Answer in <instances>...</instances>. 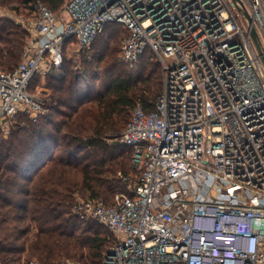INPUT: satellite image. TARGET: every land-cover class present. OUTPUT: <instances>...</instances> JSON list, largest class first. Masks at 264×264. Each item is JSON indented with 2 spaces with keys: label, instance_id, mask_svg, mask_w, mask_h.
<instances>
[{
  "label": "built area",
  "instance_id": "built-area-1",
  "mask_svg": "<svg viewBox=\"0 0 264 264\" xmlns=\"http://www.w3.org/2000/svg\"><path fill=\"white\" fill-rule=\"evenodd\" d=\"M25 7L22 59L14 70L0 65V133L19 113L46 111L34 76L45 78L109 22L126 29L124 61L150 49L163 65L154 108L135 103L120 135L136 170L119 173L128 190L112 203L77 197L72 207L115 235L104 264H264V0H65L59 14L45 0Z\"/></svg>",
  "mask_w": 264,
  "mask_h": 264
},
{
  "label": "trees",
  "instance_id": "trees-1",
  "mask_svg": "<svg viewBox=\"0 0 264 264\" xmlns=\"http://www.w3.org/2000/svg\"><path fill=\"white\" fill-rule=\"evenodd\" d=\"M45 1L58 12L65 0ZM122 28L126 34L122 24L107 23L79 50L78 59L66 52L64 63L46 76V111L36 119L19 113L9 134L0 133V264H59L65 254L82 257L87 246L88 255L104 264L114 243L105 229L112 232L73 213L75 193L112 203L128 190L117 173L135 175L132 149L110 144L105 136L123 127L138 99L146 110L153 109L151 93L163 78L150 49L133 64L118 56L113 38ZM27 37L26 29L0 18L5 70L20 63ZM139 65L140 71H133Z\"/></svg>",
  "mask_w": 264,
  "mask_h": 264
},
{
  "label": "rangeland",
  "instance_id": "rangeland-1",
  "mask_svg": "<svg viewBox=\"0 0 264 264\" xmlns=\"http://www.w3.org/2000/svg\"><path fill=\"white\" fill-rule=\"evenodd\" d=\"M61 12V10L60 11H58V12H56L57 14H59ZM0 18H9V19H11L14 23H16V24H18L20 27H22L23 28V26L21 25V23H20V20H22V18L25 16V15H27V11H26V7H25V5H24V2H23V0H0ZM121 35V36H120ZM117 37H115V38H113V41H114V39H115V43H117L118 44V46H119V53H118V56H120L121 57V43H122V39H123V37L125 36V30L122 28V29H120V31L117 33V35H116ZM118 38H119V40H118ZM117 40H118V42H117ZM97 46H99L100 48H101V45H97ZM76 49H77V45L76 44H74V45H72L71 47H70V49H69V51H68V55L67 56H69V57H74V59H78L79 57V55H77V52H76ZM75 54V55H74ZM151 56V58L154 60V61H157L158 59L156 58V57H154L153 56V54H151L150 55ZM159 62L157 63L158 65H159V69H160V72L162 73V77H163V65H162V63L160 62V60H158ZM140 68H141V66L139 65L138 66V68H136V69H133V71H135V72H139L140 71ZM143 77V76H142ZM141 77V78H142ZM47 83H48V79H47V77H45V78H42V77H38V78H36V80H35V85H37L38 86V88L39 89H41L42 90V92L40 93L41 94V96H44L45 97V92L48 90L47 89ZM141 84V83H140ZM161 84H162V81H161V83H160V85H159V89H161ZM158 88H157V86L156 85H154V87H153V91H152V95H154V96H152L153 97V101H155V99H157V96H158V93H159V91L160 90H158ZM137 102H141L139 99H138V101ZM136 102V103H137ZM129 114H130V112H129ZM128 117H129V115H127V117H126V119H125V121H124V125H123V127L120 129V130H117V131H114V130H112L110 133L108 132V134L105 136V139L107 140V142L108 143H110V144H114V143H121V140H120V135H121V133H122V131H123V129H124V127H125V123H126V121H127V119H128ZM9 134V133H8ZM8 134H5V133H3V135H8ZM120 172H122V171H119L118 173H117V175H119V173ZM124 172V171H123ZM129 174H131V172L129 173ZM128 174V175H129ZM120 193V192H119ZM116 196V195H115ZM77 197H81V198H86L83 194H81L80 192H76L75 193V197H74V203L76 202V199H77ZM84 226V225H83ZM101 227V229H105L104 227H102V226H100ZM94 229L96 228L95 226L93 227ZM106 230V232H107V234H108V236H109V238H110V240L112 241L113 239H114V241L116 240V237H115V235L112 233H110L107 229H105ZM109 245V244H108ZM109 247V246H108ZM107 248V247H106ZM88 252H89V247L87 246V247H85L84 248V255L82 256V257H79V256H72V255H67V254H65L61 259H60V261L62 260V259H65V258H72V259H80V260H83V262L85 263V264H101V260L99 261V262H96V261H94V259L92 258V257H90L89 255H88Z\"/></svg>",
  "mask_w": 264,
  "mask_h": 264
},
{
  "label": "water",
  "instance_id": "water-1",
  "mask_svg": "<svg viewBox=\"0 0 264 264\" xmlns=\"http://www.w3.org/2000/svg\"><path fill=\"white\" fill-rule=\"evenodd\" d=\"M254 37H255V40H256V42H257V44H258V48H259V50L261 51V49H260V43H259V41H258L257 34H256L255 31H254Z\"/></svg>",
  "mask_w": 264,
  "mask_h": 264
}]
</instances>
